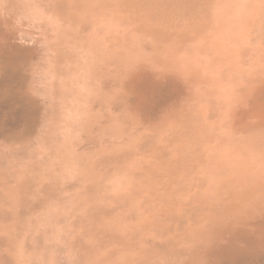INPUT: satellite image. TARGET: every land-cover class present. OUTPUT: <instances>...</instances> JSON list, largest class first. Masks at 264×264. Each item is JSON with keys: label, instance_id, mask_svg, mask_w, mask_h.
<instances>
[{"label": "bare ground", "instance_id": "bare-ground-1", "mask_svg": "<svg viewBox=\"0 0 264 264\" xmlns=\"http://www.w3.org/2000/svg\"><path fill=\"white\" fill-rule=\"evenodd\" d=\"M255 2L0 0V264H264V15ZM59 122L79 135L83 158L91 150L87 161L76 156L84 171L112 161L117 172L142 157L121 174L128 195L108 228L116 174L117 187L98 191L113 197L85 218L51 213L63 191L42 178L51 155L39 158ZM35 145L41 152H27ZM29 152L38 161L22 163Z\"/></svg>", "mask_w": 264, "mask_h": 264}, {"label": "rangeland", "instance_id": "rangeland-1", "mask_svg": "<svg viewBox=\"0 0 264 264\" xmlns=\"http://www.w3.org/2000/svg\"><path fill=\"white\" fill-rule=\"evenodd\" d=\"M256 2V9H258V7H261V1H259L258 0V3L259 4H261V5H258L257 4V0H255ZM262 3H263V7H261V9H262V11L261 12H259V9L258 10H256V16H259V17H261L262 15H264V0H262ZM226 5H229V4H222V8H225V6ZM235 7H237V8H243L244 6H239V5H236ZM221 9V5H219V7L217 6L216 7V9ZM262 13V14H261ZM263 17V16H262ZM261 17V20L262 21H264V18H262ZM258 20V21H257ZM261 20H259L258 19V17H257V19H256V21H257V23L259 24L260 22L259 21H261ZM57 126H58V128L60 129L59 131H58V128H57ZM56 127V129H57V131H56V129H54ZM66 129H67V126H66ZM65 129V127L59 122V123H56V126H54L53 125V127L51 128V130H53L52 132H51V138H52V140L54 141H52V140H49V143L50 142H52V143H48V146L50 147V149H46L47 150V152H45V154L46 155H44V153H43V151H44V149H45V147H46V145H47V143L46 144H44V146L43 147H40V149H41V151H40V149L38 148L37 150L39 151V152H41L43 155L41 156V159L39 158V156H37V158H39V161H44V158H43V156H46L45 157V160L47 159V154H48V156H49V154L51 155L50 156V159H47L48 161H46V163H45V165L47 166L46 168H47V171H46V169L44 170L45 172V177H44V173H43V175H42V178H44L45 179V183L47 182V183H49V181L48 180H50V182H51V180H52V184L51 185H53L54 187H58L57 189H60L61 188V192L63 191V194H61V200H60V203L59 202H56L55 203V206L53 205V207H54V211H52L53 210V207H52V212L51 213H55L56 214V212H57V214H60V215H62V212H64L65 211V213H66V215H68V217H71V218H76L77 217V215H80V218H85V215L83 214V210L85 211V209L89 212V211H91L90 210V208H89V206H91L92 207V211H93V209H97L96 207L99 205V203H100V206H98V208H100L101 207V205H102V200L101 199H99V198H102V199H104L105 201L103 202V203H105L107 200H108V198L109 197H113V195L112 194H109V192H107L108 194H109V197H108V195H107V193H104V195L103 196H100V195H102V193L98 196V194H99V192H104V190H106V191H108L110 188L111 189H113V188H115V182L117 181V179L119 178V176H120V180H121V182H118V187H117V184H116V187L118 188V192H117V195L116 196H114L113 198L114 199H112V201H115V206H117V203L119 204V200H120V204H119V206L117 207V208H120L121 206H122V200L124 199V201H126L125 200V198L127 197V191H126V193L124 194V191H125V181H124V178H123V180H122V178H121V174H123L122 175V177L125 175V171L127 172L128 170H132L131 168H135V164H136V168L139 166V162H138V160H139V158L141 159L142 157L141 156H139V158H138V156H134V157H132V159H131V161L134 159L135 160V157H137V162H136V160L134 161H132L131 163H129L128 164V161L130 160H128L127 162H125L124 164H118V167H116V170H117V168H119L118 170H117V172H115V166H117V164H115L114 162H112V161H110V162H107V163H105V161H100V162H98V164L100 165H94L93 166V168L92 169H88V170H86L85 169V171H84V169H81V167L83 168V165L81 164V167H80V165H78L79 164V162H84L85 160L87 161V157L88 156H90V152H91V150H89V152L88 151H86V154H85V157L83 158V153H85L84 151H79V150H77L76 148H77V144L78 143H80V141L81 140H78V142H77V136H79L78 134H76V132L74 131V130H72V129H70V128H68V130H67V132L66 131H64V130H66ZM54 131H55V134H54ZM61 131H62V134H61ZM64 131V132H63ZM69 131H72V133H73V135H72V133L70 132V134H69ZM56 132H57V135H56ZM58 133H60L61 135H62V137L64 138V135H65V137L67 136V139L66 138H64V139H62V138H60V136L58 135ZM64 133V134H63ZM68 133V134H67ZM74 133H75V135L76 136H74ZM54 134V135H53ZM68 135L70 136V139L68 140ZM53 136V137H52ZM58 136V137H57ZM55 137V138H54ZM73 137V138H72ZM57 138L59 139V140H61V143H60V141H58L57 140ZM75 138H76V140H75ZM55 139V140H54ZM79 139V138H78ZM67 140H68V144L66 143L67 142ZM73 140V141H72ZM56 141V142H55ZM70 142V143H69ZM75 142V145H73V143ZM58 143V144H57ZM64 143V144H63ZM41 144V143H40ZM55 144H57V146H58V148H59V150L58 149H56L57 147H56V145ZM59 144L60 145H65L64 146V148H63V146H62V148H60L59 147ZM42 145H43V143H42ZM41 145V146H42ZM71 147H70V146ZM40 145H38V147H39ZM47 146V147H48ZM55 146V147H54ZM76 148H75V147ZM36 145L34 146V147H30L28 150H27V152L28 151H30V149H31V151H33V148L35 149V151H33V152H37V150H36ZM69 147V148H68ZM65 148L67 149H70V151L72 152V157H73V159H71V153H70V151L69 150H67L68 151V153L70 154V156L68 155V153H67V151L65 150ZM74 148V149H73ZM110 148L111 149H113V150H111V149H107L106 148V150H108V151H110L111 150V152H113V151H117L118 150V148L120 149L121 148V146L119 147V146H117L116 147V149H115V147H113L112 148V146H110ZM129 148H130V146H129ZM53 149V150H52ZM61 149H63V151L61 150ZM72 149H73V151H72ZM48 150L51 152V150L52 151H54V153L53 154H51L50 152H48ZM61 150V151H60ZM57 151H59L60 153H59V155H58V153H57V155L56 156H58V157H56L55 156V152H57ZM65 151H66V153L67 154H65V156H64V153H65ZM77 152L76 154H75V152ZM79 151V152H78ZM107 151V152H108ZM62 152V153H61ZM83 152V153H82ZM38 153V152H37ZM78 153H81L82 155L80 156V154L78 155ZM28 154V155H27ZM27 154H25L26 155V157H24V159L26 158V161L25 162H22V163H28L29 161V158H30V162L31 161H33V162H37L38 160H36L37 158L36 157H34V155L36 156L37 154L36 153H34V155L32 154V156L34 157L33 158V160H32V158L31 157H29V154H30V152L29 153H27ZM31 154H30V156H31ZM74 154H75V156H74ZM78 155V157L80 156V157H82V159L80 158V160H79V158L78 159H76L77 156ZM87 155V156H86ZM55 157V160H54V157ZM65 157V158H67V162H68V169H66L65 170V168L67 167V165H66V161H65V159H64V163H65V165L63 164V162H61V160H59L61 157ZM15 157V164H16V162L18 161V162H20L21 160L20 159H22V158H19V156H18V160H17V158H16V156H14ZM14 157L12 156V160L14 159ZM68 157H70V160H69V158ZM36 158V159H35ZM57 158H59V159H57ZM89 158V157H88ZM24 159H22V161L24 160ZM84 159V160H83ZM17 160V161H16ZM50 160V161H49ZM56 161V164H55V162L54 161ZM76 160L78 161L79 160V162H78V164H77V162H76ZM59 162V166H58V162ZM70 161H72V164L70 163V165L71 166H69V162ZM11 162H13V164H14V160L13 161H11ZM17 162V163H18ZM62 165H61V164ZM86 163V162H85ZM108 163H109V165H108ZM111 163H113V165L111 164ZM133 163V164H132ZM51 164L53 165V166H51ZM111 164V165H110ZM55 165H57V167L55 166ZM63 166V170L61 169V166ZM74 167H73V166ZM106 167H105V166ZM126 165H129V166H127L128 168H130V169H128L127 167H126ZM76 166V167H75ZM78 166V167H77ZM97 166V167H96ZM122 166H123V168H122ZM54 167H55V171H54ZM60 167V168H59ZM101 167V168H100ZM109 167V168H108ZM120 167H121V169H120ZM124 167L125 168H127V170L125 169V170H123L124 169ZM57 168V169H56ZM69 168H70V170H69ZM95 168V169H94ZM96 168H99L98 169V171L99 170H101V171H103V173L101 172V171H99V174H98V172L96 171ZM104 168H105V170H107V168H108V172L110 173V175L108 176V178H106V174H107V172L105 173V171H104ZM59 169V170H58ZM60 169H61V172H60ZM73 169V170H72ZM110 169H111V171H110ZM68 170V172H66V173H64L65 171H67ZM72 170V171H71ZM92 170H93V172H92ZM56 171H58V173H59V175H58V177H57V173H56V175L54 174ZM63 171V172H62ZM69 171L71 172V173H69ZM82 171V172H81ZM90 171V172H89ZM94 171H96V173H95V176H94ZM122 171H123V173H122ZM73 172V173H72ZM79 172V173H78ZM84 172V173H83ZM86 172H88V173H86ZM115 172V173H114ZM67 173H69V174H67ZM87 174V176H90L91 174L94 176V178H95V180H94V178H92V176H90V177H87L86 176V174ZM64 174H67L66 176H65V178H64ZM72 176H71V175ZM74 174V175H73ZM77 174H79V175H77ZM83 174V175H82ZM101 174H103L102 175V177L103 178H101ZM113 174H116V175H118L117 177H116V179H115V182H114V178H115V176L113 175ZM60 175H61V177H60ZM82 175V176H81ZM99 175V176H98ZM112 175L114 176V177H112ZM48 176V179H46V177ZM75 176V177H74ZM98 176V177H97ZM68 177V178H67ZM70 177H72V178H70ZM74 177V178H73ZM77 177H79V181H78V178ZM101 178V180H100V178ZM112 177V178H111ZM52 178V179H51ZM56 178V179H55ZM61 179V181H62V183L60 182V179ZM75 178H77V179H75ZM85 178V180H86V182H85V180H83ZM88 178H89V182L87 181L88 180ZM105 178H106V180H105ZM65 179H67L68 180V182H67V180L65 181ZM71 179V180H70ZM118 179V180H119ZM56 180H57V182H56ZM65 181V183H64V181ZM111 180H113L112 182H114V187H111ZM59 181V182H58ZM94 181V182H93ZM99 181H100V183H99ZM102 181H104V183H105V181H106V184H107V186L104 188L102 185L104 184V183H101ZM109 181V182H108ZM123 181V182H122ZM92 182V183H91ZM83 183H85V184H83ZM86 183H87V186L89 187V189H88V187H87V189L88 190H91V192H92V194L91 195H88L87 193H86ZM88 183H90V184H88ZM120 183H122V187H120ZM50 184V183H49ZM56 184H59V185H56ZM69 184V185H68ZM93 184H94V187L95 188H93L92 186H93ZM100 184V185H99ZM106 184H104V185H106ZM108 184H109V188H108ZM84 185V186H83ZM83 186V187H82ZM92 188H91V187ZM102 186V187H101ZM113 186V185H112ZM79 187H80V189H81V191H82V196L83 195H87V197H88V200H86L85 198L83 199V197L81 196V194H79L80 193V190H79ZM97 187H99V189H97ZM78 188V189H77ZM84 188H85V190H84ZM104 188V189H103ZM106 188H108V190L106 189ZM116 188V189H117ZM121 190H120V189ZM77 189V190H76ZM93 189V190H92ZM97 189V190H96ZM102 189V190H101ZM95 190L97 191V192H95ZM122 190H124V191H122ZM65 191H67L66 193H65ZM69 191L71 192V193H69ZM74 191H76V192H74ZM94 191V192H93ZM99 191V192H98ZM79 192V193H78ZM122 192H123V195H122ZM65 193V194H64ZM68 193V194H67ZM85 193V194H84ZM71 194H74V196L73 195H71ZM95 194V195H94ZM106 194V195H105ZM127 194V195H126ZM70 195V200H72L73 201V204L77 207V209H76V207L71 203V201L69 200V196ZM79 195H80V197L85 201V204H89V202L88 201H91V203L94 201H92V198L94 197V199H95V201L92 203V205L91 204H89L88 206L86 205H84V209H83V204H82V202H83V200L81 199V198H77V196L79 197ZM93 195V196H92ZM96 195H97V197H96ZM65 196V197H64ZM105 196V197H104ZM107 196V197H106ZM123 196H124V198H123ZM63 197V198H62ZM67 197V198H66ZM72 197V198H71ZM86 197V196H85ZM104 197V198H103ZM115 197L117 198V201H116V199H115ZM65 198V199H64ZM118 198H119V200H118ZM122 198V199H121ZM79 201V204H78V202H77V200ZM82 201H81V200ZM127 199V198H126ZM66 200V201H65ZM75 200H76V202H77V205H76V203H74L75 202ZM96 200L98 201L97 203H95L96 202ZM68 201V202H67ZM101 201V202H100ZM123 201V202H124ZM63 202V203H62ZM108 202H109V200H108ZM106 203V205L107 204H109V203ZM66 203H70L69 204V207H68V204H66ZM61 204V205H60ZM63 204V205H62ZM65 204H66V206H67V208H69L70 210H71V206H72V210L71 211H73V209H74V213H71V211L68 213V212H66V208H65ZM93 204H95V205H93ZM82 205V206H81ZM104 205V204H103ZM103 205H102V207H103ZM79 207H81L82 208V213L80 212V213H78L79 211H81L80 210V208ZM105 207V206H104ZM59 208V209H58ZM61 208V209H60ZM117 208H115L116 210H113L114 209V207L111 209V214L113 215H110V213H109V215H108V217L109 216H112L111 218H106L105 217V220L104 219H101V220H103V221H106V219H108L107 220V222H106V224H103V221H101V220H99L97 223H98V226H99V224L101 225V224H103V226L105 225V228H108V227H110L111 226V224L112 225H114V223L116 222V220L118 219V216H120L121 217V214H122V210H123V208L121 207V209H119V211H118V213H117ZM65 209V210H64ZM78 209H79V211H78ZM68 211V210H67ZM114 211V212H113ZM86 212V211H85ZM113 212V213H112ZM90 213V212H89ZM120 213V214H119ZM64 214V213H63ZM75 214V215H74ZM77 214V215H76ZM81 214H82V216H81ZM70 215V216H69ZM84 215V216H83ZM86 215H87V213H86ZM64 216V215H63ZM74 216V217H73ZM115 217H117L116 218V220H114L115 219ZM119 217V218H120ZM79 218V217H78ZM113 218V219H112ZM111 219V220H110ZM114 220V221H113ZM109 221H112V222H110V224L108 223ZM96 223V224H97ZM105 223V222H104ZM108 224V225H107ZM101 228H102V225H101ZM104 228V227H103Z\"/></svg>", "mask_w": 264, "mask_h": 264}]
</instances>
